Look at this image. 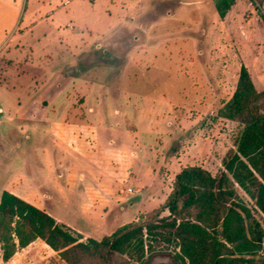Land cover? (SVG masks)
I'll list each match as a JSON object with an SVG mask.
<instances>
[{
    "label": "rangeland",
    "instance_id": "rangeland-1",
    "mask_svg": "<svg viewBox=\"0 0 264 264\" xmlns=\"http://www.w3.org/2000/svg\"><path fill=\"white\" fill-rule=\"evenodd\" d=\"M242 63L264 113V0H235L223 19L214 0H0V192L14 190L83 240L166 216L181 167L216 174L235 148L243 124L217 110ZM57 97L88 100L80 108ZM150 243L177 262L175 244ZM150 254L114 252L109 264ZM93 263L102 264H84ZM0 264L69 263L37 238Z\"/></svg>",
    "mask_w": 264,
    "mask_h": 264
},
{
    "label": "trees",
    "instance_id": "trees-1",
    "mask_svg": "<svg viewBox=\"0 0 264 264\" xmlns=\"http://www.w3.org/2000/svg\"><path fill=\"white\" fill-rule=\"evenodd\" d=\"M253 5V0H249ZM235 0H214L220 19ZM259 92L245 64L239 67L231 96L218 108L221 117L243 127L222 160L216 174L199 165H186L175 174L163 209L164 217L123 224L101 239H82L80 232L25 198L3 189L0 192V256L9 260L18 248L37 238L69 264L89 259L109 264L114 252H134L140 258L155 249L150 242L175 244L179 264H264V228L251 207L239 198L235 183L264 214V113L258 108ZM149 241V242H148ZM159 243V244H160ZM163 245V246H164ZM95 264V263H93Z\"/></svg>",
    "mask_w": 264,
    "mask_h": 264
},
{
    "label": "water",
    "instance_id": "water-1",
    "mask_svg": "<svg viewBox=\"0 0 264 264\" xmlns=\"http://www.w3.org/2000/svg\"><path fill=\"white\" fill-rule=\"evenodd\" d=\"M263 244H264V237H263ZM142 264H178L173 260L172 257L168 255H155L150 259L146 260Z\"/></svg>",
    "mask_w": 264,
    "mask_h": 264
},
{
    "label": "crops",
    "instance_id": "crops-1",
    "mask_svg": "<svg viewBox=\"0 0 264 264\" xmlns=\"http://www.w3.org/2000/svg\"><path fill=\"white\" fill-rule=\"evenodd\" d=\"M10 61H12V60H10ZM13 62V61H12ZM15 62V61H14ZM82 80H84V79H82ZM85 87H84V89H89V87H90V85H88V84H85L84 85ZM27 96H28V94H27ZM59 97H57V98H55V100L53 101V102H58V101H60V100H63V101H65V102H67L69 105L70 104H74V103H77V104H79L80 105V108H81V106H85L86 105V103H87V101L86 100H88V99H86V100H82V101H80V100H76V99H73V100H70L69 98H61V99H58ZM28 99H29V97H28ZM29 100H31V99H29ZM97 100V99H96ZM81 121H84L83 119L81 120ZM181 169V168H180ZM175 176V175H174ZM174 179V178H173ZM171 185H172V182H171ZM8 190H10L11 192H13V193H15V194H17L14 190H12V189H9V188H7ZM170 189H171V186H170ZM169 193V192H168ZM17 195H19V194H17ZM19 196H21V197H23L22 195H19ZM23 198H25V197H23ZM27 200V199H26ZM66 224V223H65ZM69 226H71L70 224H68ZM73 227V226H72ZM78 232H79V230H78ZM81 232V231H80Z\"/></svg>",
    "mask_w": 264,
    "mask_h": 264
}]
</instances>
